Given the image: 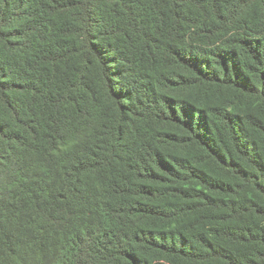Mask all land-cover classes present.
<instances>
[{
    "label": "trees",
    "instance_id": "trees-1",
    "mask_svg": "<svg viewBox=\"0 0 264 264\" xmlns=\"http://www.w3.org/2000/svg\"><path fill=\"white\" fill-rule=\"evenodd\" d=\"M0 264H264V0H0Z\"/></svg>",
    "mask_w": 264,
    "mask_h": 264
}]
</instances>
